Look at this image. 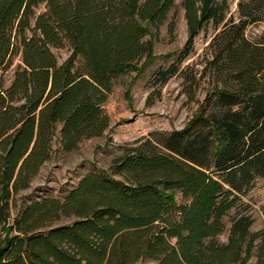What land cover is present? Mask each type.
I'll list each match as a JSON object with an SVG mask.
<instances>
[{"label": "trees", "instance_id": "obj_1", "mask_svg": "<svg viewBox=\"0 0 264 264\" xmlns=\"http://www.w3.org/2000/svg\"><path fill=\"white\" fill-rule=\"evenodd\" d=\"M231 2H179L187 38L156 75L179 76L192 99L209 84L182 128L122 146L109 169L11 218L55 140L71 151L108 129L115 80L155 60L176 0H0V264H247L254 252L264 264V226L230 214L264 182V28L247 33L264 0ZM208 27L201 69L184 64Z\"/></svg>", "mask_w": 264, "mask_h": 264}, {"label": "rangeland", "instance_id": "obj_2", "mask_svg": "<svg viewBox=\"0 0 264 264\" xmlns=\"http://www.w3.org/2000/svg\"><path fill=\"white\" fill-rule=\"evenodd\" d=\"M179 2L180 0H176V6L169 14L167 23L160 28L157 37L153 38L155 60L147 64L143 59L134 65L129 73L115 80L112 92L104 104L109 116L108 129L99 137L82 140L78 147L71 151L60 149L55 140L50 159L42 165L39 173L32 179L30 187L14 196L11 218L23 204L34 198L43 195L63 196L68 189L76 185L84 173L109 169L111 160L120 154L122 146L144 140L154 131L180 129L194 114L198 102L209 87L207 81L201 83L195 99H192L179 76L175 75L161 83L156 75L161 66H167L179 55L187 38L186 23ZM236 3L237 0H232V12L236 10ZM41 10L42 5L37 11ZM170 22L174 24L172 33L168 30ZM263 28L264 23L250 26L248 36H253ZM212 33V28L208 27L197 36L192 52L184 60V64L201 69L205 47ZM53 52L61 61L69 51L64 47L53 49ZM17 62L18 59L6 72L7 78H10ZM145 65L147 67L139 74ZM241 202L230 214L237 211L249 214L252 219L251 231L261 229L264 226V182L258 181L241 197ZM219 240L225 241L226 233L221 235ZM247 264H258L256 252Z\"/></svg>", "mask_w": 264, "mask_h": 264}]
</instances>
